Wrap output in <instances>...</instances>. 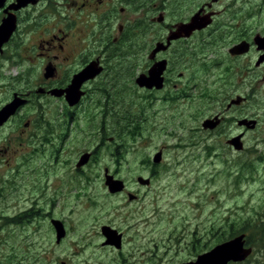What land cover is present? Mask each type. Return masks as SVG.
Wrapping results in <instances>:
<instances>
[{"label":"rangeland","instance_id":"374dc122","mask_svg":"<svg viewBox=\"0 0 264 264\" xmlns=\"http://www.w3.org/2000/svg\"><path fill=\"white\" fill-rule=\"evenodd\" d=\"M234 1L239 0L215 2L219 18L211 29L217 28L219 34L220 25L234 16L237 24L255 23L257 32L263 33L264 15L256 14L253 16L256 19L241 18L252 11L249 7L256 6L262 13L264 5L243 0V6L237 7ZM212 48L217 50V47ZM114 55L108 74L112 77L109 82L114 84V90H107L112 99L109 104L104 101L105 94L94 92L93 101L85 103L89 104L90 112L77 110L75 125H71L62 143L54 139V144L41 148L38 144L34 148L24 144L15 159L11 149L0 152V264H111L119 262L120 257L125 264H160L161 261L168 264V259L178 264L194 252L179 246L175 236L182 231L189 235L197 231V238L202 236V243L208 241L211 248L220 241L218 227L223 220L226 228L234 223L236 230L246 229L249 244L254 249L246 260L234 264H264V226H261L264 225V80H260L263 68L255 71L256 89L239 91L250 93L240 113L255 115L258 125L248 132L244 148L231 152L220 135L202 128L203 120L218 111L220 99L232 92L218 89L216 82L222 75L221 70L212 67L206 72L200 61L194 62L197 70L205 69L198 75V82L205 86L207 80L209 90L204 91L209 95H201L202 90H197L191 100L168 109L160 106L161 112L153 123L143 128V139L130 132L134 126L131 122L138 125L135 119L126 122L130 114H138L139 91L131 80L132 74L128 80L125 73H121L124 67H133L136 61L132 54L117 51ZM6 86L9 84L0 82V87ZM108 106L110 110L106 115L103 110ZM46 117L53 124H56L55 117L64 118L52 104ZM101 137V149L85 170L92 179L88 190L91 196L93 193L97 197L94 202L92 199L75 202L67 194L72 176L70 169L83 151L93 150L100 143ZM160 148L163 161L159 174L153 186L146 190L143 201L130 203L123 197L106 198L101 168L140 166L137 158L144 156L147 160L153 150ZM18 167L19 183L11 188L10 179ZM53 196L57 198L54 206ZM31 206L40 207L38 219L31 223L25 219L20 223L9 221ZM50 212L66 224L68 233L61 244L56 243L51 230V215H43ZM106 222L125 233L122 252L101 246L100 226ZM172 242L176 246L168 251Z\"/></svg>","mask_w":264,"mask_h":264},{"label":"flooded vegetation","instance_id":"af4514ba","mask_svg":"<svg viewBox=\"0 0 264 264\" xmlns=\"http://www.w3.org/2000/svg\"><path fill=\"white\" fill-rule=\"evenodd\" d=\"M217 1L219 0H0V27L5 23L13 25L7 39L1 41L3 38L0 37V82L9 84L8 87H0V111L11 103L16 104L14 112L0 125V152L11 149L15 159V154L20 155L24 144H30L33 148L38 144L41 148L54 144V139L56 143H62L68 137L71 125H75L77 110L82 108V112H90L89 104L85 103L93 101L94 92L105 94L104 101L109 104L112 99L107 90H114V84L109 82L112 77L108 74L111 73L112 59L117 51L132 54L136 61L133 67L130 65L121 70L126 78L132 74L131 80L139 91L136 103L138 114H130L126 118V122L128 119H135L138 124L136 126L134 121L131 122L134 126L130 132L144 139L143 128L146 124L153 123L152 120L161 112L160 106L164 105L168 109L181 101L191 100L192 94L197 90H202V93L199 92L201 95H209L204 91L209 90L207 80L205 86H200L198 82V75L205 69L197 70L194 62L200 61L206 67V72L212 67L222 71L216 82L220 86L219 90H232L231 94L220 99L218 111L203 120L202 128L220 135L229 151H241L248 132L257 127L258 119L255 115L240 113L243 105L250 99V93L242 94L239 91L256 89L255 71L258 68L264 70V48L257 42V37H264V27L260 30L263 33H259L255 23L237 24V18L230 16L227 23L220 25L221 32L218 34L217 28L211 29L219 18V11L214 9ZM253 2L257 6L264 5V1ZM234 3L241 7L244 1ZM256 8L249 7L252 11L241 19L245 20L256 14L263 16L264 11L259 13ZM196 17L198 23L192 24ZM187 24L196 28L189 31ZM178 32L180 36L169 41V37ZM159 44L166 47L155 51ZM212 47H217V50ZM89 65H94L95 76L83 81L80 89L69 90L76 75ZM152 72L156 75L155 78ZM108 76L109 79L105 78ZM99 78L105 79L95 83ZM260 80H264V74ZM50 104L64 117H55L53 121L56 124L48 117L45 118ZM108 110L109 106L103 113L107 115ZM170 110L171 108L168 111ZM37 116L41 118L38 120ZM206 120L211 122L204 125ZM252 121H255L254 127H251L254 123ZM60 127L63 128L62 131L59 130ZM51 133H54L53 136ZM102 143L101 137L100 143L93 150L83 151L70 169L72 173L69 175L72 176L71 184L68 183L70 192L67 194L75 202L85 199H92L94 202L97 197L93 193L91 196L88 190L92 179L85 174V170L89 169L88 165L92 164ZM158 153H161V159L156 161ZM162 158L163 149L160 148L153 150L147 160L144 156L137 158L140 166L124 167L117 163L119 166L101 168L103 184L107 189L106 198L123 197L130 203L143 201L146 190L157 179ZM81 160L83 164L79 165ZM18 169L19 167L15 169L10 179L11 188L19 183L16 178L19 175ZM108 179L111 182L118 181L114 183L120 189L111 190ZM55 199L57 198L53 196L52 206L55 205ZM39 208L31 206L19 214L25 213V220L31 223L41 216ZM51 213L53 214L50 212L43 215L46 217ZM50 219L56 243L61 244L68 233L66 224L52 215ZM54 220L61 221L66 229L65 235L60 239ZM104 227L110 228L103 230ZM100 230L101 246L122 252L125 233L107 222L101 224ZM218 230L220 241L211 248L208 241L202 243V236L197 238V231L190 235L182 231L175 236L174 240L179 246L191 248L194 252L178 264L193 263L200 255L241 234L245 235V246L252 248L249 254L252 255L254 249L248 242L249 233L246 229L236 230L234 223L226 228L223 220ZM189 237L191 238L188 239ZM176 243L172 242L168 251ZM120 259L111 264H125L124 259ZM167 262L172 264L171 259ZM238 262L241 261L230 260L228 264ZM160 264L166 263L161 261Z\"/></svg>","mask_w":264,"mask_h":264},{"label":"water","instance_id":"95a60500","mask_svg":"<svg viewBox=\"0 0 264 264\" xmlns=\"http://www.w3.org/2000/svg\"><path fill=\"white\" fill-rule=\"evenodd\" d=\"M194 22L198 23L197 17L192 20V24ZM190 24H187L188 25L187 27H189ZM195 28H196V26L189 27V31H191ZM12 29H13V25H9L7 23H5L4 25H2L0 27V37L3 38L1 41H4V39L8 38V35H9V33L12 32ZM183 29L184 28H179V30H183ZM177 36H180L179 32L172 34L169 37V41L171 38H174ZM257 42L262 48H264V37H260V36L257 37ZM165 47H166L165 45L159 44V46L156 48L155 51L160 50V49H164ZM93 67H94V65H89L81 73L77 74L76 75L77 77L75 76L76 78L73 79L72 86L69 90H78V89H80L83 81H85L89 78H93L96 74V72H94ZM152 74L154 75V78H155L156 75L153 72H152ZM15 107H16V104L11 103L10 105H8L7 107H5L4 109H2L0 111V125L8 119V117L11 113L14 112ZM208 121L211 122V120H206L204 122V125H207ZM252 122H254V123L251 127H254L255 121H252ZM238 144H240V143H238ZM237 146L239 148L241 147L240 145H237ZM155 158H156V161H159L161 159V153H158L155 156ZM82 164H83V160L80 161L79 165H82ZM114 182H118V181H112L111 182L109 179L107 180V183L110 186V189L111 190L120 189L119 186H115ZM53 223L55 224V227L57 229L58 239H60V237L65 235L66 229H65V227L61 221L54 220ZM107 228H110V227H104L103 230H108ZM244 237H245V235L241 234V235H239V236H237L231 240H228L222 244H219V245L215 246L214 248H212L209 252L200 255L195 262L187 263V264H228V262L230 260L242 261L252 252L251 247L245 246Z\"/></svg>","mask_w":264,"mask_h":264},{"label":"trees","instance_id":"16d2710c","mask_svg":"<svg viewBox=\"0 0 264 264\" xmlns=\"http://www.w3.org/2000/svg\"><path fill=\"white\" fill-rule=\"evenodd\" d=\"M25 218H26L25 213H22V214H19L18 216L13 217L12 219H9V221H12V222H15V223H20ZM248 242H249V240H248Z\"/></svg>","mask_w":264,"mask_h":264}]
</instances>
